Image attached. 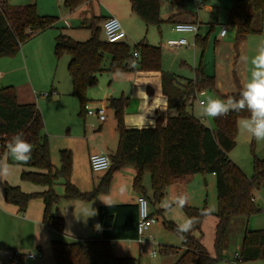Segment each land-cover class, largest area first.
<instances>
[{"label": "trees", "instance_id": "obj_1", "mask_svg": "<svg viewBox=\"0 0 264 264\" xmlns=\"http://www.w3.org/2000/svg\"><path fill=\"white\" fill-rule=\"evenodd\" d=\"M85 0H65L70 9ZM132 9L149 25H160L161 0H130ZM57 16L41 15L36 4H13L0 0V58L14 56L22 45L34 34L52 26ZM228 23L236 29V44L250 34H258L264 28V0H233L229 9ZM92 36L84 41L76 40L66 33L55 38L54 51L57 57L67 53L71 58L68 72L72 78L73 94L80 101L79 114H86L89 98L88 88L98 83L104 72L129 70H158L162 64V49L142 39L131 46L125 41L108 42L102 37L103 28L92 25ZM208 36H196V43L207 47ZM138 52V55H135ZM110 62L107 64V57ZM237 90L222 94L224 97H239L242 89L236 78ZM216 88L215 76L205 72L201 62L194 78L182 79L173 72H163V90L168 95V115L160 116L154 127L129 128L124 122L128 97H112L108 100L114 110L119 143L110 155L111 166L106 170L99 184L90 191H82L71 180L72 152L61 149V164L57 168L52 160L50 142L45 133L42 113L36 103H20L14 85L0 83V154L7 153L6 144L17 132L33 145L32 159L22 164L21 179L47 187L43 191L25 192L18 185L8 182L4 187L5 201L18 206L25 213L29 202L42 198L45 208L43 222L50 228L63 231L65 219L56 213V205L63 197L67 200L80 199L92 201L99 194L109 191L113 174L124 166L131 165L136 173L133 188L145 195L155 205L161 204L169 185L195 173H212L216 178L218 208L213 214L218 221L215 226L214 245L217 256L229 244L230 227L234 219H248L261 211L256 205L254 191L264 189V155H255L253 174L248 175L234 162L230 152L236 146L239 132V119L248 116L247 111L230 113L226 117L213 119L211 127L196 119L193 111L198 92ZM220 94V93H219ZM150 176L152 193L144 186L145 178ZM64 185L61 196L55 189L59 180ZM189 217H197L194 228L181 237L177 224L164 220L166 226L182 239L181 246L162 245L164 254L177 255L173 264H216L213 256L202 241V224L212 214L209 209L188 205L183 208ZM163 209L157 210L161 213ZM100 236L84 240L51 241L56 264H129L130 257L115 254L113 240L138 237L139 210L137 203L99 205L97 208ZM152 214H154L152 212ZM20 256L13 264L23 262ZM264 259V228H245L240 251L236 254L239 264Z\"/></svg>", "mask_w": 264, "mask_h": 264}, {"label": "crops", "instance_id": "obj_2", "mask_svg": "<svg viewBox=\"0 0 264 264\" xmlns=\"http://www.w3.org/2000/svg\"><path fill=\"white\" fill-rule=\"evenodd\" d=\"M199 3L203 4V0ZM216 13L217 14H215L213 19V25L218 22V10L216 11ZM111 15L117 16L118 18L127 17L124 18L126 19V21L124 20L123 22V25L125 26L123 27L126 31V37L122 41H125L129 44L128 40L130 39V42H133V45H135L140 40L147 39L149 43L160 46L162 49V64L161 69L158 70H129L121 72L104 71L107 72V83L106 86L101 88L102 94L100 96H96L98 90L97 86L102 84L101 78L103 77L102 74H104V72H102L99 75L98 83L88 88L87 96L89 98V101L87 104L86 114L83 117L79 114L80 101L73 94L72 78L71 83H65L64 88L58 89L57 87H51V90L58 91L59 101L62 102V106L64 108V114L59 115L57 118V122L59 125L58 130H55L54 128V124L56 122H54V124H49L48 121L47 125H49V134L45 129V133L47 134L50 142L52 160L54 163L58 161V156L60 155L59 151L61 149L66 148L71 150L73 158L71 180L82 191L92 190L99 184L101 178L106 173V171L94 172L91 169L90 156L93 153L99 152L107 153L110 156L116 151L118 147L119 134L116 128V119L114 116V110L109 106L108 100L112 97L120 96L129 98L130 102L125 108L124 113V122L127 127H154L157 123V119L160 116L163 115L166 119L168 115V95L165 94L163 90V72L176 73L180 77H182L183 80L187 78H194L197 66L201 62L203 63L202 58L204 55V51H201V54L199 56L198 50L196 48H192L193 45L197 44L196 36L199 34L200 30L199 22V29L196 33H179L173 29L175 23L180 21L197 22L198 20L195 17L179 13L176 15H171L166 20H164L161 16V24L164 21L172 23L171 30L176 34L174 37L175 39L179 37H185L184 35L188 33L193 34L194 36L193 42L185 37L189 41V44H183L179 48L174 49L167 43L169 39H174L172 37H167L166 41L164 40L165 42L161 41L159 44H155L156 42L148 34L149 25L152 24L148 25L133 9L132 12H126L125 14L110 12L105 16H101V19L104 20L106 17ZM161 24L157 26L160 27ZM224 27L227 28V32L223 36L221 35V33H219V37L221 39L225 38L228 35V27L225 24H222L221 30ZM40 32L34 34L31 38L24 42V44L22 45V48L23 46L24 48L21 49V51H19L16 55L4 56L0 58V83L2 85H14L17 89L18 100L20 103L33 102L37 105L39 103L42 109H44V97L39 96L37 92L38 90H36L39 84H37L38 80L36 76H34L32 71V47H25V44L32 38H35L37 35H39ZM102 34L104 35V32ZM53 36L52 38L48 39L47 42H43V38L40 39L43 43H40V47L37 49L39 51L38 53L51 54L52 47H54L55 45V38L57 35ZM70 36L76 39L73 35ZM103 38L106 39L105 35ZM247 38L248 36L243 40L240 46L242 52L243 44ZM218 41L219 38L218 40H215V42ZM167 55H172V59L168 58L169 56ZM70 58L71 57L69 56V61ZM108 61L110 62V56L107 57V62ZM109 62L107 64H109ZM205 69L206 67L204 68V70ZM236 78L239 80L240 86H243V80L239 79V77L234 72L233 79L235 82L233 81V83L235 85V90L233 89L223 91L224 94L233 93L238 89ZM46 93L49 92L47 91ZM45 96L50 95L48 94ZM220 97L223 96H219L218 98ZM224 99H226V97ZM100 107L105 108L106 120L104 121H100L96 113L97 109ZM108 109H111L112 113H107ZM53 137L59 138L57 143L52 141ZM4 160L7 161L8 170H10V158L7 157V153H4L3 155L2 161ZM23 168L24 167L22 166L20 171H22ZM135 173L136 170L131 165L124 166L121 169L117 170L113 174L109 191L99 194L98 197L92 201H85L80 199L67 200L62 197L56 205V213L65 219V228L63 231H58L48 227L43 222L45 205L42 198L38 197L32 199L29 202L28 208L25 213H20L17 205L5 201L4 187L6 182L12 185L20 186L25 192L43 191L47 188L33 182L31 183L34 185V187L28 188L27 182L30 181L22 180L21 182H14L15 180L11 179V174L9 172L8 175L0 177V247L10 248L12 245L11 238H15L20 233L19 237L21 236L22 243H26L27 240L28 243H32L33 248L36 247L41 249L43 253L42 257L39 259L41 260L43 259V257H45V253L43 251L47 249L48 246H51V241L53 239L74 241L99 237L100 231L96 227L98 225L97 208L99 205H106L104 202H108L110 205L137 203V199L140 194L133 188V179ZM129 182L131 184V190L127 189V183ZM61 184L63 185L62 180ZM172 184V192H174L176 196L179 194H184L183 183L179 182V180H175L172 182ZM58 194H60L61 196L64 194V185L63 190L58 189ZM188 205L191 204L188 203ZM160 207L161 204H159L157 210L163 209ZM92 208L96 210V215L89 216L90 210ZM159 214L163 215L162 212L157 213L158 217ZM248 220L249 218L234 219L231 225L238 224L236 236L241 233L243 237ZM217 221L218 219L216 217L214 226H216ZM231 234L233 233L230 227L229 244L225 248V250L228 249L232 244L233 238ZM145 237L147 236L145 235ZM118 241H127L129 243L138 241L140 244V250H144V242H140L138 240V237L115 239L112 241L113 246ZM162 245L164 244H160V247ZM153 250L156 249H151L150 254ZM114 251L117 256L122 257L121 255L117 254L115 248ZM237 253L238 252H236V254ZM124 257H128V255H125ZM174 257L175 258L172 264L175 262L177 255H175ZM26 258L27 257L24 256L23 261Z\"/></svg>", "mask_w": 264, "mask_h": 264}, {"label": "rangeland", "instance_id": "obj_3", "mask_svg": "<svg viewBox=\"0 0 264 264\" xmlns=\"http://www.w3.org/2000/svg\"><path fill=\"white\" fill-rule=\"evenodd\" d=\"M13 4H36L37 10L41 15L57 16V20L52 26L47 27L40 32L35 38H32L25 44V47H32V71L36 76L39 84L36 90L41 97H44V109L38 103L43 117L45 119V129L49 134V124H54L55 130H58L59 125L57 118L59 115L64 114V108L62 102L59 101L58 91L51 90V87H57L58 89L64 88L65 83H71V77L69 75L67 64L69 61V55L67 53L62 54L60 57L55 55L54 47H52L51 54L38 53L37 50L40 47V43L47 42L53 35H58L63 32L69 35H73L76 40L84 41L92 36L91 26L99 24L101 26L103 19L101 16H105L110 12H117L119 14H125L126 12H132V6L130 0H85L81 2L77 7L70 9L65 4V0H9ZM233 5V0H203V4L196 0H161V16L166 20L171 15L184 14L195 17L200 24L199 34L201 36H208L207 47L204 50L203 65L206 67L205 71L209 75L215 76L216 88L219 93L213 89H205L206 95L198 94L194 101L193 111L194 113L199 108V100L206 99L207 96L218 98L224 94L223 91L233 90L235 85L233 83L234 72L245 83L250 78L251 72V60L258 54V46L261 41H264V28L261 33L250 34L243 44V52L241 50V44L243 41L236 44V29L233 25L228 23V12ZM218 10V22L213 23L215 12ZM127 17H119L122 25ZM225 24L228 27V35L225 38H220L219 33ZM124 26V25H123ZM125 27V26H124ZM123 27V28H124ZM172 23L164 21L161 26L149 25L148 34L159 44L161 41H166V38H174L175 33L171 30ZM161 31V32H160ZM103 35V34H102ZM191 42H193V34H185ZM54 37V36H53ZM104 37V35H103ZM43 38V42L40 40ZM215 42V40H218ZM164 41V42H165ZM129 44L133 46V42L128 40ZM31 45V46H30ZM54 45V44H53ZM24 48V46H23ZM22 48V49H23ZM198 50L200 56L202 48L199 43L192 46ZM172 59V55H167ZM109 57V56H108ZM109 62V61H108ZM107 62V63H108ZM104 72L101 78V83L97 86V95L100 96L101 88L106 86L107 78ZM235 82V81H234ZM42 88V89H41ZM235 90V89H234ZM49 92L50 96H45L46 92ZM45 94V95H44ZM228 94V93H227ZM225 97H220L224 99ZM46 112V113H44ZM107 113H112L111 109H108ZM244 117H241L243 119ZM204 123L213 127L214 120H204ZM239 127V123H238ZM57 137H53V142H58ZM55 143V144H56ZM264 155V141H256L247 134H243L240 130L237 136L236 146L230 152V157L238 163L248 175L253 174V159L254 156ZM10 174L11 179L14 182H21L20 169L22 164L16 163L10 159ZM54 163V162H53ZM61 164L60 155L58 161L54 163L59 167ZM24 167V166H23ZM105 172V171H101ZM183 183L184 194L189 197V204L196 207L206 206L211 212H216L218 208L217 199V187L216 178L212 173H195L186 175L178 179ZM23 183V182H22ZM175 183V182H174ZM27 187L31 188L34 185L31 182H27ZM144 186L147 193L151 195V180L148 175L145 178ZM55 189L63 190L61 180L55 185ZM127 189H132L130 182L127 183ZM115 191V190H113ZM173 191V184L171 183L167 188V193L163 200L171 199L176 196ZM114 193V192H113ZM255 203L260 206L261 211L254 213L250 216L247 227L249 229H262L264 228V189L254 191ZM162 200V201H163ZM158 205L149 201L150 211L156 216ZM162 208V207H160ZM162 214H159L157 222L146 232L144 237V250H140V244L138 241L131 243L127 241H118L115 243L114 248L117 254L124 257L128 255L131 258L129 264H172L175 255L164 254L160 251V244L181 246L182 239L174 231L169 229L164 220L174 221L177 225L182 223L188 218L184 209L173 207L169 210H162ZM163 216V217H162ZM244 219V218H237ZM215 220L216 217L213 214L208 215L202 224L203 231V243L206 245L210 253L217 257L216 264H239L236 261V252L240 251L242 234L236 236L238 224L231 225L232 230V244L228 249L223 250L219 257L214 245L215 239ZM20 234V233H19ZM19 234L15 238H11V247H0V264H13L12 252L14 249H20L21 251H35L32 243L26 240V243H22L21 236ZM156 243V244H155ZM157 249V256L150 254L151 249ZM45 257L39 260L42 256L36 258H26L23 262L17 264H56L52 253L51 246L43 251ZM43 254V253H42ZM38 259V260H36ZM114 264V263H110ZM248 264H264V259H257L250 261Z\"/></svg>", "mask_w": 264, "mask_h": 264}, {"label": "clouds", "instance_id": "obj_4", "mask_svg": "<svg viewBox=\"0 0 264 264\" xmlns=\"http://www.w3.org/2000/svg\"><path fill=\"white\" fill-rule=\"evenodd\" d=\"M251 65L250 78L243 84L238 98L229 96L226 99H220L207 96L206 99L200 101L195 117L204 121L226 117L233 112L247 111L248 116L239 121V130L259 142L264 141V41L260 42L258 54L252 58ZM201 95L206 94L201 93ZM6 148L7 157L16 163L27 164L32 159L33 145L24 138L21 132H17L8 140ZM8 174L7 161H0V177ZM188 202L187 195L179 194L161 201V207L164 210L173 207L183 209L188 206ZM104 203L111 206L108 202ZM94 215H96V210L92 208L89 216ZM197 223V217H189L177 225V232L183 238V235L189 233Z\"/></svg>", "mask_w": 264, "mask_h": 264}, {"label": "built area", "instance_id": "obj_5", "mask_svg": "<svg viewBox=\"0 0 264 264\" xmlns=\"http://www.w3.org/2000/svg\"><path fill=\"white\" fill-rule=\"evenodd\" d=\"M198 2L202 0H196ZM102 28L105 35V38L108 42H119L122 41L126 37V31L123 28V25L120 19L117 16L111 15L106 17L102 21ZM173 29L176 32H194L196 33L199 29V25L194 21H180L175 23ZM227 32V28L224 27L221 30V35H225ZM168 45L172 48H179L183 44H189V41L185 37H179L174 39H169L167 41ZM135 55H138V52H135ZM205 93L204 90L198 92V94ZM48 95L49 93H45ZM201 100H199L200 103ZM98 118L100 121L106 120V112L104 107H100L96 111ZM4 154H0V161H2ZM112 162L111 158L107 153L99 152L93 153L90 156V166L94 172L106 171L110 168ZM255 199V197H254ZM138 210H139V220L137 223L138 226V240L143 242L146 232L157 222L158 216L152 214L149 208V200L148 198L140 194L137 199ZM99 225V222H98ZM153 256L158 254L157 249L151 252ZM20 256H25L28 258H36L42 256V251L40 248H37L35 251H21L20 249H15L12 254V260L18 258Z\"/></svg>", "mask_w": 264, "mask_h": 264}, {"label": "water", "instance_id": "obj_6", "mask_svg": "<svg viewBox=\"0 0 264 264\" xmlns=\"http://www.w3.org/2000/svg\"><path fill=\"white\" fill-rule=\"evenodd\" d=\"M236 1H245V0H236ZM215 14H217V13L215 12Z\"/></svg>", "mask_w": 264, "mask_h": 264}]
</instances>
